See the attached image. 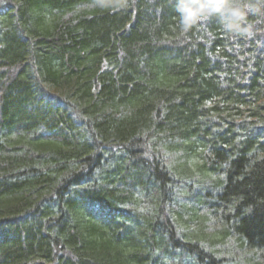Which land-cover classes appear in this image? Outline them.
Here are the masks:
<instances>
[{
  "label": "trees",
  "instance_id": "1",
  "mask_svg": "<svg viewBox=\"0 0 264 264\" xmlns=\"http://www.w3.org/2000/svg\"><path fill=\"white\" fill-rule=\"evenodd\" d=\"M251 2L181 36L174 0H0V264H264Z\"/></svg>",
  "mask_w": 264,
  "mask_h": 264
},
{
  "label": "clouds",
  "instance_id": "2",
  "mask_svg": "<svg viewBox=\"0 0 264 264\" xmlns=\"http://www.w3.org/2000/svg\"><path fill=\"white\" fill-rule=\"evenodd\" d=\"M102 5V0H101ZM264 5V0H260ZM174 10L178 16L177 28L181 36L189 33L198 23L217 18L227 33L242 34L247 15L259 10V5L251 0H174ZM251 35L250 32L247 33Z\"/></svg>",
  "mask_w": 264,
  "mask_h": 264
}]
</instances>
